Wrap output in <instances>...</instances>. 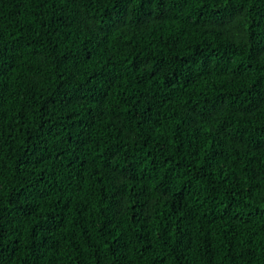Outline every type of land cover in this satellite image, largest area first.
I'll return each instance as SVG.
<instances>
[{
	"label": "trees",
	"instance_id": "1",
	"mask_svg": "<svg viewBox=\"0 0 264 264\" xmlns=\"http://www.w3.org/2000/svg\"><path fill=\"white\" fill-rule=\"evenodd\" d=\"M0 264H264V0H0Z\"/></svg>",
	"mask_w": 264,
	"mask_h": 264
}]
</instances>
